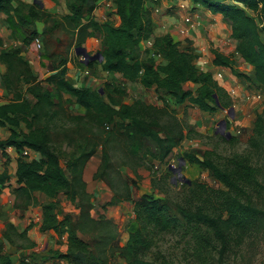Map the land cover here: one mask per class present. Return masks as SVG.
Returning <instances> with one entry per match:
<instances>
[{"label":"trees","instance_id":"16d2710c","mask_svg":"<svg viewBox=\"0 0 264 264\" xmlns=\"http://www.w3.org/2000/svg\"><path fill=\"white\" fill-rule=\"evenodd\" d=\"M14 2L16 4L14 5ZM193 6H200L211 15H220L230 28V38L236 42L234 54H223L210 49L211 63L224 67L237 77H247L234 71L235 55L251 67L252 82L264 88V0H190ZM114 15L119 25L114 27L109 22L98 23L94 19L97 0H66L67 14L60 22L54 24L70 35L76 46L80 47L89 38L99 36V50L103 57L101 70L111 73L128 83H136L144 89H154L174 101L176 105L186 102L199 111L213 114L218 109L225 110L230 106L225 92L213 79L210 72L198 71L194 62L196 56L180 48L169 34L157 37L153 35L152 10L145 7V0H112ZM0 14L11 31L17 44L0 51V63L6 66L2 81L13 99L0 104V128H7L9 135L0 140V152L7 156L6 149L16 153L15 179L17 192L21 193L28 203H35V193L42 194L50 201L41 206L42 219L40 232H51L65 236L67 249L65 253L53 251L56 259L67 264H109L107 260L87 242L79 237L86 234V223L73 224L68 216L57 218L55 196L65 191L67 198L76 205L78 185L82 184V170L95 155L96 146L80 147L78 155L71 157L61 165L60 159L53 151L49 136V125L57 115L56 103L63 97L86 111H96L102 121L112 122L116 117L128 121L121 124L126 138L150 140L158 149L156 159L164 162L175 146L171 136L161 137L158 124L140 114L138 104H116L111 92L122 95V91L109 89L105 103L100 91L90 88H78L65 78L66 61L54 66L53 75L47 78L48 88H42L33 80L29 64L21 57L22 47H27L38 37L34 30L35 23L47 21L49 13L39 4H25L20 0H0ZM151 40L150 50L142 51L139 43ZM151 54L159 55L164 62L157 63ZM44 59L48 56L43 55ZM96 62H88L92 66ZM21 80L26 85L25 92L13 90V79ZM184 84L196 85L193 93L184 89ZM217 97L219 104L215 102ZM118 105V109L112 106ZM230 109V108H229ZM228 109V110H229ZM24 125L26 133L20 131ZM107 127V126H106ZM110 129V128H109ZM249 145L261 158V163L240 156L227 159L224 166L212 161L209 152L198 155L185 152L181 161L196 165L208 171L210 176L227 189L221 198L222 214L209 215L200 207L194 210L176 205L177 215L171 214V206L165 201L143 195L134 201V220L127 226L128 240L122 249V264H175L164 257L160 262L142 258L154 243V235L165 232L190 236L194 243L192 261L195 264H208L213 250L218 246V257L214 264H223L222 259L232 243L239 247L246 239L264 234V113L258 115ZM24 150L38 154L37 159L29 160L23 155ZM102 166L108 167L107 152H102ZM5 174L0 176L3 183ZM189 184L188 181H185ZM84 186V184H82ZM88 221L94 220L85 216ZM81 221L84 212L81 210ZM4 221H6L3 218ZM31 225L18 232L11 222L6 221L5 231L0 238V264H12L11 257L4 251V241L13 243V237L26 239ZM30 246H33L31 244ZM27 264H38L31 262ZM179 264V263H176Z\"/></svg>","mask_w":264,"mask_h":264},{"label":"rangeland","instance_id":"374dc122","mask_svg":"<svg viewBox=\"0 0 264 264\" xmlns=\"http://www.w3.org/2000/svg\"><path fill=\"white\" fill-rule=\"evenodd\" d=\"M31 4L34 0H20ZM43 9L49 13L47 21L35 23L34 30L38 37L29 46L22 47L21 57L29 64L33 80L42 88H48L47 78L54 74V66L62 60L66 61L67 73L65 78L78 88H90L100 91L105 103L109 89L122 91V95L111 92L116 104H138L140 114L158 124L161 137L171 136L175 146L164 162L156 159L158 149L150 140H134L126 138L121 124H128L126 120L114 118L108 123L102 121V116L96 111H86L76 105L73 100L63 97L56 103L57 115L49 125V136L53 151L60 159L61 165L78 155L80 147L96 146L95 155L86 163L82 170V184L78 187L76 202L67 198L65 191H60L54 198L57 204L55 213L62 220L68 216L73 224H87L86 234L79 237L91 243V246L104 257L109 264H122V249L128 240L127 226L134 220V201L141 196H152L155 199L170 204L171 214L177 215L176 205L194 210L196 207L209 215L222 214L221 198L227 189L214 180L208 171L196 165L181 161L185 152L209 155L219 166H224L232 156L249 158L256 165L261 158L249 145L253 135L255 122L259 114L264 113V88L252 82V69L245 65L235 55L234 71L244 74L247 79L235 76L226 70L228 83L219 85L224 90L230 106L225 110L218 109L213 114H207L191 106L188 102L176 105L172 98L152 89H144L136 83H128L111 73L101 70L100 63L88 66L76 57L73 38L54 24L60 22L67 14L66 0H38ZM152 10L154 32L160 37L169 34L174 42L180 44L182 50L190 51L195 59L198 71H204L200 60L211 59L210 49L214 48L223 54H234L236 42L230 38V28L226 21H219L220 17L211 16L200 6H193L190 0H145ZM187 2L184 9L181 3ZM16 2H14V5ZM98 10L94 19L98 23L109 22L114 27L118 25V18L114 15L112 0H97ZM196 18V19H195ZM218 18V19H217ZM199 20V21H198ZM205 20L219 28V40L209 41L208 31L200 29ZM223 20V19H222ZM192 22H198V28L189 27ZM222 22V23H221ZM219 23V24H217ZM181 29L190 30L181 35ZM200 30V31H199ZM173 32V33H171ZM209 33V32H208ZM181 38L178 40L177 35ZM188 34V35H187ZM192 34V35H191ZM264 42V35H261ZM39 40L41 48L36 47ZM17 42L0 14V51L14 47ZM81 47L86 48L89 55L99 50V36L95 35L85 41ZM205 49L202 51V49ZM43 55L48 56L44 59ZM6 66L0 63V104L13 99V93L8 92L2 81ZM87 72V74H85ZM13 90L25 92L26 85L21 80L13 79ZM185 90L193 93L196 85L184 84ZM234 89V95H230ZM118 109V105L112 106ZM233 109L232 115L227 112ZM221 121L225 122L222 129ZM106 126L110 129H106ZM20 131L28 130L24 125ZM7 128H0V140L8 137ZM228 135V137H226ZM107 152L108 167L102 166V152ZM13 152V151H12ZM10 158L0 154V176L5 174L4 182H0V238L5 231L7 222H13L18 232L31 225L26 239L13 237V243L4 241V251L9 254L12 264H67L56 259L53 251L65 253L67 249L65 236H57L51 232H40L42 219L41 206L50 200L38 194L35 203L26 202L25 197L17 192L18 185L14 175L10 173ZM180 167L179 171L178 168ZM177 170V171H176ZM185 181H188L187 184ZM29 207V208H28ZM81 210L84 220L81 221ZM93 219L88 221L85 216ZM3 218L6 220L4 221ZM11 220V221H10ZM154 243L142 256L148 261L160 262L164 257L179 264H195L192 261L194 243L190 236L179 233L165 232L154 235ZM33 244V246H30ZM218 246L207 259L208 264H214L218 257ZM223 264H264V234L248 238L240 245L232 243L225 253Z\"/></svg>","mask_w":264,"mask_h":264},{"label":"built area","instance_id":"2783aa9c","mask_svg":"<svg viewBox=\"0 0 264 264\" xmlns=\"http://www.w3.org/2000/svg\"><path fill=\"white\" fill-rule=\"evenodd\" d=\"M153 1H156V0H153ZM185 6H187V2H184V3H181L180 5V8L181 9H184ZM190 28H193L194 25L193 24H190L189 25ZM179 33L181 35H186V33H188L187 30H184V29H181L179 31ZM143 43V51L144 50H150L151 46H152V43H151V40H147V41H144L142 42ZM36 47L38 49L41 48V45H40V42L39 40L37 39L36 40ZM153 58H160L159 55H155V54H151ZM199 62H200V66L202 67V69H204V72H210L212 74V77L213 79L221 86L225 87L224 85L227 83V84H230L228 83V78L229 77L227 74V71L228 69L224 68V67H216V66H213L211 62L207 61L206 59H203V60H200L199 59ZM85 74H87V72H85ZM224 84V85H223ZM230 95H234V89H230V92H228ZM235 96V95H234ZM106 129H109V127H106ZM8 149H11V148H8ZM33 154L34 152L30 151V150H24L23 151V155L26 156L29 160L31 159H37V158H34L33 157ZM38 156V154H37Z\"/></svg>","mask_w":264,"mask_h":264},{"label":"crops","instance_id":"0c3cea01","mask_svg":"<svg viewBox=\"0 0 264 264\" xmlns=\"http://www.w3.org/2000/svg\"><path fill=\"white\" fill-rule=\"evenodd\" d=\"M145 7H147V8H149V4L147 3V2H145ZM97 8H98V5H97ZM96 8V10L94 11V14H95V12L98 10ZM211 16H215V17H220L219 18V21H223L222 20V17L220 16V15H211ZM196 19V18H195ZM218 19V18H217ZM199 21V20H198ZM222 23V22H221ZM192 24L194 25V27H196V28H198L199 27V23L198 22H192ZM217 24H219V23H217ZM118 25H119V20H118ZM117 25V26H118ZM201 26H203L202 28H200V29H204V31L206 30V31H208L207 32V35H208V37H209V41H211V42H217L218 40H219V37H220V35H219V28H218V25H217V28L215 27V25H213L210 21H207V20H205V23L203 22L202 24H201ZM194 27L193 28H191V29H194ZM190 29V30H191ZM190 30H188V32L190 31ZM200 31V30H199ZM171 33H173V32H171ZM153 35H157L156 34V32H154V29H153ZM180 34H178L177 36V39L179 40L180 38H181V36H179ZM188 35V34H187ZM192 35V34H191ZM143 43L141 42V43H139V48L142 50L143 49ZM202 49V51L203 50H205V49H203V48H201ZM211 54V53H210ZM207 61H209V62H211V60H212V55H211V59H206ZM156 62L157 63H162V62H164L163 60H162V58L160 57V58H157L156 59ZM12 149H6V153H7V156L10 158V162H11V164H10V173H11V175H15V170H16V153L13 151ZM0 154H1V152H0ZM33 157L34 158H38V156H37V154L36 153H34L33 154ZM38 194H40V193H35L34 194V196H36V195H38ZM40 195H42V194H40ZM43 196V195H42ZM29 208V207H28ZM11 221V220H10ZM11 223H13V222H11Z\"/></svg>","mask_w":264,"mask_h":264},{"label":"water","instance_id":"95a60500","mask_svg":"<svg viewBox=\"0 0 264 264\" xmlns=\"http://www.w3.org/2000/svg\"><path fill=\"white\" fill-rule=\"evenodd\" d=\"M34 2L37 3V4H39L40 7H43V5L41 4L40 1L34 0ZM74 54H75L76 57H80L81 58V61L84 62L85 64H87L89 61L90 62L91 61L92 62L94 61V62H98V63H101L103 61V57H102V55L100 53H96V54H94V55L91 56V55L88 54L86 48L81 47V46L80 47H76L74 49ZM215 102L217 104H219V101H218V99H217L216 96H215ZM227 112L232 115L233 109L230 108L229 110H227ZM220 124H221V127L223 129L225 127V122L224 121H221ZM226 137H228V135H226ZM179 169H180V167L178 168V171H179Z\"/></svg>","mask_w":264,"mask_h":264},{"label":"clouds","instance_id":"9594fccd","mask_svg":"<svg viewBox=\"0 0 264 264\" xmlns=\"http://www.w3.org/2000/svg\"><path fill=\"white\" fill-rule=\"evenodd\" d=\"M114 10V9H113ZM142 42H144V41H142ZM143 51V50H142Z\"/></svg>","mask_w":264,"mask_h":264}]
</instances>
